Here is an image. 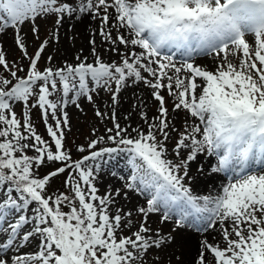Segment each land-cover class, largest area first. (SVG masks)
Here are the masks:
<instances>
[{"label": "snow or ice", "instance_id": "snow-or-ice-1", "mask_svg": "<svg viewBox=\"0 0 264 264\" xmlns=\"http://www.w3.org/2000/svg\"><path fill=\"white\" fill-rule=\"evenodd\" d=\"M110 8L117 13L115 38L106 30L112 19ZM51 13L58 14L57 26L65 14L69 18L77 14L100 18V35L105 42L118 43L125 49L132 46L133 50L126 51L120 63H105L99 56L94 63H88L87 58L81 61L77 57L75 66L39 70L38 61L51 41L41 42L35 55L28 56L22 28L31 21L32 32L39 39L35 19ZM8 28L13 29L15 42L30 64L27 77H18L17 71L24 69H17L15 63L9 67L0 50V65L16 79L11 84L0 75V233L7 237L0 242V254L6 255L5 249H19L24 241L38 235L40 250L14 255L12 264H142L150 248L176 240L172 235L161 237L159 231L155 236L148 235L151 229L147 215L162 213V222L174 218V232L188 226L222 230L227 246L222 249L205 241L199 264H209V253L213 264H264V174H251L253 164L264 166V67L256 63L264 66V0H113L111 4L108 0H79L75 5L69 0H0V34ZM122 28H127L131 36L122 34ZM242 29L254 32L257 48L255 60H241L237 68L227 53L231 45L242 48L243 55L249 57ZM90 42L95 45V40ZM137 46L139 52L135 50ZM170 49L182 54L179 66L172 55L162 54ZM193 53L213 54L214 63L221 53L224 55L214 70H207L190 62ZM52 59L48 57L49 62ZM129 79L143 82L159 102V114L151 122L141 112L148 131L140 127L129 131L130 126L119 124L114 109L109 116L97 108L98 117L113 120L114 127L107 129L106 139L116 146L96 149L105 140L100 137L88 145L89 155L72 161L64 146V129L69 127L64 108L70 94L71 102L79 108L80 97L91 102L92 94L99 89L111 91L114 81L112 101L116 104ZM165 79L166 84L162 82ZM58 81L60 97L50 99L58 91ZM37 82H41L38 93L33 91ZM165 89L178 101L174 102L173 111L182 108L198 119L191 125L186 122L179 134L175 155L180 157L182 151L190 150L179 162L167 158L168 130L176 129L167 122L168 109L162 95ZM31 96L37 97L32 107L41 109L51 143L36 133L28 111L22 124L15 114L13 105L24 102L27 106ZM49 116L54 124L49 123ZM157 132L162 139L157 138ZM205 149L218 158L211 170L226 172L229 182L215 195L197 196L190 187L195 178L188 175V163ZM30 150L36 155L29 156ZM78 151L84 152L85 148ZM116 154L127 156L130 175L125 187L147 199V207L138 209L145 221L132 236L122 234L123 228L131 226V220L124 222L131 213L117 209L112 215L113 195L100 197L94 184L102 164L108 162L105 156L112 158ZM46 161L62 162L63 166L48 176L36 177L35 166ZM66 169H74L79 175L77 181L69 173L66 181L74 196H46L49 179ZM33 203L35 207H31ZM65 206L69 211L63 210ZM24 209L31 210V217L18 215L14 221H7L12 210L20 213ZM29 221L34 227L24 232ZM0 264L8 261L0 259Z\"/></svg>", "mask_w": 264, "mask_h": 264}, {"label": "rangeland", "instance_id": "rangeland-1", "mask_svg": "<svg viewBox=\"0 0 264 264\" xmlns=\"http://www.w3.org/2000/svg\"><path fill=\"white\" fill-rule=\"evenodd\" d=\"M60 2H63V0H60ZM112 2H113V0H108L109 4H111ZM221 2H223V0H221ZM69 3H72L75 5V4L79 3V0H69ZM113 9L114 8H110L109 13H111L113 11ZM57 17H58V14L51 13V14H48L47 16H38L35 19V24L38 25V27H39V39H37L36 36H34V34L32 32L33 24L31 21L26 22L23 25L22 35L24 36V38L26 40L28 56H34L35 55V53H36L37 49L39 48L41 42H43L45 40L51 41L47 45L46 51H44L42 54L43 58L38 61L39 70H43L44 68L48 67L47 66L48 57L56 54L54 48H55V44H56V40H57L56 37L58 34H78L76 31L77 28L74 27L73 23H68L67 21L65 23H63L65 21V19L68 17L67 14H65L63 16V20H62L64 27L61 26L62 29L65 28L66 32H63L62 29L60 28V25L62 23L59 26H57V23H56ZM84 25L86 26V24H83V27H84ZM242 31H244L245 42L249 45V57H245L243 55V49L242 48H237V47L231 46V45H230V50L227 53L228 59L230 61H232L237 68H239V63L241 60H246L249 58H251V60H255V51L257 48L256 37H255L254 32L247 30V29H242ZM3 34H8L11 37V40L13 43V48L9 52H7L5 49L1 48V43H0V50H2L5 53L6 61L9 65V67H11L13 63H15L17 69H19V68L24 69V71L18 70L17 76L22 77V78H26L27 77V69L29 67L30 60L24 56V52L17 46V44L15 42V36H14V32H13L12 28H8ZM1 35L2 34H0V38H1ZM112 35L115 38L117 33H112ZM74 37H76V35H74ZM87 39L89 40V41L87 40V42L89 44H92L90 42V41H92V37L87 38ZM99 41H101V44L103 45L102 48L105 51H107L109 54L115 55L117 57L114 59H108V58L102 57V54H99L97 50L94 53L93 49L90 47L88 49H85V48L81 47V45H77L78 52L75 54V57H72L69 60L70 61L69 64L75 66L78 63L77 57H79L81 61H83L85 58H87L88 63H94L97 56H99L102 59V61L105 63H112V62L120 63L125 52L133 50L132 48L125 49L124 47H122V45H119L118 43L116 45H113L111 42H105L103 39L102 40L99 39ZM112 48H115L116 50L110 51L109 49H112ZM262 54H264V50H262ZM223 55L224 54L221 53L220 56L217 58L216 62L215 63L213 62L212 68L210 70H214L216 67V64L221 63ZM197 56H201V55H197ZM175 60H177V59H174V61ZM256 63H257L258 67H264V66L260 65L258 61H256ZM199 65H197V66H199ZM65 66H61L58 68H63ZM50 68L57 69L56 67H50ZM142 74L146 75L144 73H142ZM0 75L8 78L11 81V84L16 83V79L11 77L10 71L6 70L3 65H0ZM181 75H184V74H181ZM131 82H133L132 79H129L128 81H126V86L129 85ZM40 83L41 82H37V85L34 86V88H33L34 92L38 93ZM11 84L8 87H11ZM137 85H140L139 86L140 89L142 87H147L143 82H137ZM90 87H91V82H90ZM59 89H60V84L58 81V91L53 96H51L50 99L55 100V99H58L60 97ZM115 89H116V85L113 81V82H111V91H105L103 88L99 89L97 93L92 94L93 100L91 102L88 101L86 97H83V96L80 97L77 101V103L80 105L79 108L76 107V105L71 102V99H70L71 94H70V97L68 98L69 102L67 103V106L64 108V111L67 113L68 121H69V127L64 129V131L66 133L64 146H65L66 150L68 151L69 155L71 156L72 161L79 160L83 156L89 155V152L91 150L88 149V145L93 140H99L100 137H105V140L98 143L96 145V149L103 148V147H115L116 146L111 141H107V139H106L107 135L109 134L107 132V129L114 127L113 120L110 118L98 117L96 114L97 108L101 112H104L102 107L100 106V100H102L104 98H105L107 105L105 103H103L102 105L105 104L106 107H109V108L113 107L112 92H114ZM176 91H178V90H176ZM162 95L164 96L165 101H166L165 106L168 109V113H167V115H168L170 109L173 111L174 102H178V101H174L173 97L169 96L168 91L166 89L162 91ZM117 98H119V97H117ZM36 99H37L36 96H31L29 98L27 106L24 104V102H16L13 105L15 114H16L17 118L21 121V124H22L23 119H24V113H25V111H28L29 117H30V122L34 126L36 133L39 134L45 141H48L49 143H51L50 137L47 133V129L45 126L44 119L42 117L41 109L38 106L32 107V105L36 103ZM153 107L154 108L157 107L159 109V102L156 101V103L153 105ZM103 108L105 109V107H103ZM173 112H174L173 113L174 114V120L172 121L173 124H170V125L176 130H172V128H170L168 130L169 131V139L166 141V147L168 150L167 158L173 160L174 162H179L180 159L185 158L188 155V152L190 151V150H185V152L182 151L180 157H177L175 155L174 148H175V145L177 143L179 134H180V132L184 131L186 122L189 125H191L195 122L187 120V118L189 116V114L187 113V110H184L181 108L180 110H176ZM109 116H111V114H109ZM58 117L61 120H63V115L59 112H58ZM49 123L54 124V121L51 120V116H49ZM143 130L146 132V129H143ZM22 132H23V129H22ZM133 135H135V133H133ZM156 135H157L158 139H162V137L160 136V134L158 132L156 133ZM80 147H84L85 151L84 152L78 151V149ZM27 154L29 156L36 155V153L34 151H31V150L28 151ZM209 156L210 155L207 153V150L205 149L204 152L198 153L196 158L193 160L202 159L203 161H207ZM214 157L216 160L217 157L216 156H214ZM104 159L107 160L108 162L106 164H102V167L97 174V179L94 181V184L98 189L97 194L100 197H103L106 194H109L108 192H110V189L112 188V186H110V183L112 180V176H114L113 175L114 170H117L119 167L124 166V168H126V170H127L128 175H130V168L128 167L127 156L125 154H116L112 158L105 156ZM89 163L91 164L93 162L89 161ZM39 166H45L48 168L47 169L48 171L51 169H53L52 171H54L56 168L61 167L63 165H62V162L46 161L45 163H43L42 165H39ZM39 166H35V168H37ZM200 166H201L200 164H197L196 168L198 169ZM190 169H191V165H190ZM52 171H50V172H52ZM69 173H72L73 177L77 181L79 180V175H78V172H76V170L66 169V171L64 173H61L58 176L53 177V179H55L56 181L55 182H53V181L49 182L46 185V192L44 194L46 196H48L49 194H53L56 191L57 187H60L61 185H63V188L68 190L69 193L71 194L70 197L74 196V194L72 193V190H71V186L66 185V181H68V179H69ZM253 173L254 174H264V166L257 165L256 168L253 170ZM222 175H223V177H226L228 174H226V175L222 174ZM105 180H109V185L103 189V185H105ZM126 182L127 181H124L123 185H120L117 188L120 190L118 196L121 199L122 203L125 204L126 207L114 205V207L111 209V214L114 215L116 213L117 209H120L122 211V213H131L130 217L129 216L124 217L125 223H127L128 220H131V222H132L131 226L123 228L122 234L124 236H132L133 233H135L139 230L140 224L144 223V221H145L144 214L140 213L138 211V209L146 208L147 207V201L144 200V202H145L144 205L135 206V203L131 200V194H130V196L128 194L129 193L128 191H132V190L125 187ZM99 184H101L102 186H100ZM211 184H213V191L212 192L208 191V188L210 187L209 183H204V185H201L200 187L196 188L198 190L192 189V191L197 196L215 195V192H216L215 184L214 183H211ZM82 186L85 189L87 188L86 185H82ZM204 186L206 188H204ZM190 187H191V185H190ZM61 188H62V186H61ZM205 190H207V191H205ZM95 203H98V201ZM128 203L133 204L132 208H130ZM76 204L78 206V201H76ZM31 207H35V204L33 203L31 205ZM18 215H25V216L31 217L32 213H31L30 209H24L20 213H17L15 210H12L11 213L7 217V221L8 222L14 221ZM161 217H162V213H149L147 215V225L150 227L151 233L154 232L151 235L157 233V224L161 223V221H162ZM171 220L174 221V218ZM193 230L195 231L196 229H193ZM172 231L173 230H171V231L165 230L162 235L164 237L168 236V235L173 236V233L171 234ZM1 234L2 233H0V235ZM22 234L23 233H20L19 235L22 236ZM148 235H150V234H148ZM118 239H119V234H118ZM39 240L41 243V237H39ZM223 243H224V241H223ZM26 245L27 244L24 245L25 246L23 248L24 251L27 250L28 246H26ZM170 245L171 246H167L166 248L167 249L173 248V242H171ZM152 249H153V247L147 251V255L144 257L142 264H153L150 261V258L153 255ZM168 251H169V249H168ZM19 254H21V253H17L16 255H19ZM162 260H163V257H161V264H168V261L163 262ZM9 261L12 262L11 259H9Z\"/></svg>", "mask_w": 264, "mask_h": 264}, {"label": "bare ground", "instance_id": "bare-ground-1", "mask_svg": "<svg viewBox=\"0 0 264 264\" xmlns=\"http://www.w3.org/2000/svg\"><path fill=\"white\" fill-rule=\"evenodd\" d=\"M77 15L79 18H77ZM69 18V16L65 19L63 23L66 21L68 23H73L74 27H76V31L78 34H58V39L56 40L55 44V55H51L53 58L51 62L48 61L47 66L48 67H61L65 66L66 64L70 63V59L72 57H75V54L78 52L77 45H81V47L88 49L89 47L95 49L98 51L99 54H102V57L108 58V59H114L117 56L109 54L107 51H105L102 47L101 41L103 38L100 35V28H101V19L96 18L93 19V17L90 14H77ZM112 19L110 22V25L107 27V31L111 33H117L118 29L116 27V24L118 23L116 21V11L113 9V11L110 13ZM63 23L60 25L64 27ZM83 24H86V26ZM62 29V28H61ZM63 32L65 31V28L62 29ZM122 34L125 36H131V33L127 28L119 29ZM76 35V37H74ZM92 37V40H95V45L89 44L87 42V38ZM89 41V40H88ZM1 48L5 49L7 52L12 50L13 43L11 40V37L8 34H2L0 38ZM120 45V44H119ZM122 47H124L122 45ZM125 48V47H124ZM129 48H132V46H129ZM121 50V49H120ZM137 52L140 51L138 46L135 49ZM167 53V51H165ZM164 53V54H165ZM213 54H205L201 56H197V54L193 53V59L190 62H193L195 65L202 66L203 68L210 70L213 65ZM175 57H177V60L175 62L177 63V66H179L180 61L182 59V54L178 53ZM58 65V66H57ZM184 74V73H182ZM163 83H167V80H164ZM140 85H137V83L131 82L129 85L124 86L121 88L118 97L117 103L113 104V107H106L107 103L105 101V98L100 100V106L102 107L103 111L111 114L113 112V109L116 112V116L118 119L119 124L122 127H129V131H131V128L140 127L142 129H146V132L148 131V126L145 120L141 118V112H145L147 114L148 121L151 122L153 117L158 116V108L153 107V105L156 103V100L152 97L151 92L152 89L149 87H142L140 89ZM105 103L104 105H102ZM105 107V109L103 108ZM174 112L170 109L167 122L169 124H173L174 120ZM129 117L128 119H125V117ZM187 120L198 123V119L191 117L189 114ZM158 123V121H157ZM185 152V150L183 151ZM197 164H200L201 166L197 169ZM215 157L209 156L207 161H203L202 159H196L188 163V175L190 177H194L195 181L194 183L190 184L191 189H196L197 187H200L201 185H204V183H209L208 191H213V184H215L216 192H221L222 185H226L229 182L228 175L226 177H223L221 172L216 171L213 172L212 166L216 165ZM191 165V169H190ZM203 168V171L201 172L200 169ZM115 173V175H114ZM114 173L112 176V180L110 183V186L112 188L110 189L109 194L113 195L114 197V203L111 204V209L114 207V205L123 206L126 207L125 204L122 203L121 199L118 195H116V190L120 185H123L124 181H127V170L126 168L119 167L117 170H114ZM254 174V173H253ZM121 176L125 177V179H121ZM102 186L101 184H99ZM109 185V180H105V185H103V189ZM101 188V187H100ZM204 188H206L204 186ZM131 190V189H130ZM207 191V190H205ZM129 196L131 194V200L135 203V206L144 205V200L147 201L146 196L142 195L135 190L128 191ZM130 208H132L133 204L128 203ZM29 217V216H28ZM171 226V227H170ZM33 224L29 221L23 228L24 232L30 231L33 229ZM229 230L231 229V222L228 223ZM175 228V223L171 219L164 221L160 224H157V231H159V234L161 237H164L162 234L166 231H171ZM193 229H196L195 231ZM154 233V232H152ZM149 233L150 235L152 234ZM173 236L176 237V240L173 242V248H166L167 246H171V242H165L164 246L160 248L153 247V255L150 258V261L153 264H161V257H163V262L168 261V264H199L198 258L201 252L202 244L207 241L208 243H214L218 244L222 249L227 245L226 242L221 239L222 238V230L219 227H216L215 230L213 229H206V230H197L194 226H188L182 229H178L175 232L172 231ZM156 234V233H155ZM153 234L152 236H155ZM234 238V234H233ZM7 239L6 235L1 234L0 235V242H3ZM224 241V243H223ZM175 243V244H174ZM27 244V250L24 251V245ZM41 243L39 240L38 235H34L29 240L24 241L22 243V246L19 247V249L13 248L12 250L5 249V254H0V259H6L8 261V264H12V262L9 261V259L12 260L13 256L17 253L21 254H33L40 250ZM208 262L209 264H213V257L209 253L208 254Z\"/></svg>", "mask_w": 264, "mask_h": 264}, {"label": "trees", "instance_id": "trees-1", "mask_svg": "<svg viewBox=\"0 0 264 264\" xmlns=\"http://www.w3.org/2000/svg\"><path fill=\"white\" fill-rule=\"evenodd\" d=\"M48 168L47 167H45V166H39V167H37L36 168V170H35V176L36 177H38V178H42V177H44V176H48L51 172L50 171H52L53 169H51V170H47ZM58 176V175H57ZM55 182L56 180L55 179H53V177H51L50 179H49V182ZM48 182V183H49ZM47 183V184H48ZM61 186H62V188H61ZM60 187H57L56 188V191L53 193V194H49L48 196H53V197H55L56 195H58V194H60V193H65V194H68L69 196H71V194L69 193V191L68 190H66L65 188H63V185H61ZM65 208V209H64ZM63 209H64V211L65 212H67V211H69V209H68V207H63Z\"/></svg>", "mask_w": 264, "mask_h": 264}]
</instances>
